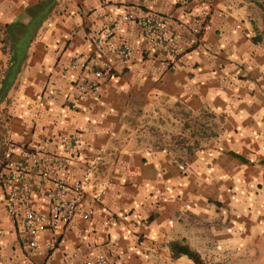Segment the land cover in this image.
Listing matches in <instances>:
<instances>
[{"label": "crops", "instance_id": "crops-1", "mask_svg": "<svg viewBox=\"0 0 264 264\" xmlns=\"http://www.w3.org/2000/svg\"><path fill=\"white\" fill-rule=\"evenodd\" d=\"M42 1L0 0V89L10 60L4 31L18 20L27 22L28 8ZM203 1L229 16L214 18L201 44L174 70L164 71L162 51L150 44L137 22L125 23L123 17L158 15L188 37L199 13L196 5L58 0L0 104V176L6 173L4 154L11 142L41 145L47 166L70 182L81 176L87 158L98 155L85 189L89 196L105 194L90 221L78 217L74 230L62 228L51 253L29 254L0 210V264H85L100 256L117 264H196L175 256L173 245L189 246L202 259L212 243L227 249L226 211L229 204L239 206V200H230L232 189L244 188L243 181H264V0ZM112 24L117 35L109 46L130 44L132 64H116L100 100L69 109L68 96L83 74H63L62 61L88 53L95 65L102 56L95 40ZM59 89L65 96L55 103L52 95ZM196 118L215 120L213 132L209 125L204 128L206 145L196 151L193 144L173 143L182 133L180 124L187 140L194 138L189 124ZM73 131L83 133L86 142L67 172H60L61 135ZM46 187L38 178L35 209L49 210ZM3 196L0 186V203Z\"/></svg>", "mask_w": 264, "mask_h": 264}, {"label": "built area", "instance_id": "built-area-1", "mask_svg": "<svg viewBox=\"0 0 264 264\" xmlns=\"http://www.w3.org/2000/svg\"><path fill=\"white\" fill-rule=\"evenodd\" d=\"M182 8L196 5L199 13L194 18L191 33L182 36L168 25L166 20L158 15L146 14L137 17L132 13L124 15L125 23L137 22L146 33L151 45L157 46L165 56L161 69L172 71L180 60L197 48L205 34L213 30L214 18H227V12L215 9L203 0H178ZM237 28L243 31L242 25ZM117 35L116 27L112 24L97 36L95 46L102 56L93 65L88 53L68 55L61 64L63 74L82 73L70 93L69 109H77L79 102L100 100L116 74V64L129 68L133 62L134 50L128 43L119 46H109L110 40ZM108 48V52L105 49ZM108 55V57H106ZM116 63H114V61ZM53 100L58 103L64 90L53 92ZM85 136L79 131L63 133L61 135L62 153L58 159V170L67 172L68 166L78 157L85 145ZM103 152V149H100ZM45 148L41 145L22 146L11 142L4 154V168L6 173L0 176V186L3 190V201L0 210L9 219L12 234H20L23 243L30 254L54 252L58 247V236L63 227L74 230L77 218L90 221L95 213L94 206L103 200L105 192L89 196L85 186L93 176L99 163L98 155L87 158L82 174L73 181H68L61 173L50 169L45 162ZM21 158L22 161L18 160ZM47 183L45 198L49 210L35 209L34 186L37 179ZM87 204V205H86ZM4 229L0 221V236ZM85 264H117L107 257L88 259Z\"/></svg>", "mask_w": 264, "mask_h": 264}, {"label": "rangeland", "instance_id": "rangeland-1", "mask_svg": "<svg viewBox=\"0 0 264 264\" xmlns=\"http://www.w3.org/2000/svg\"><path fill=\"white\" fill-rule=\"evenodd\" d=\"M212 120L213 118L193 120L189 127L194 129V138L190 140L183 133L185 125L180 124L182 133L176 140H172L173 143L177 142L180 147L189 143L193 144L196 151L202 149L208 142L204 139L208 136L204 128L209 125L213 132L215 120ZM243 182L244 188L238 186L231 191L230 200H239V206L234 208L229 204L226 211L227 249H221L212 243L211 248L204 252L203 260L206 264H264V181Z\"/></svg>", "mask_w": 264, "mask_h": 264}, {"label": "trees", "instance_id": "trees-1", "mask_svg": "<svg viewBox=\"0 0 264 264\" xmlns=\"http://www.w3.org/2000/svg\"><path fill=\"white\" fill-rule=\"evenodd\" d=\"M58 0H43L41 3L28 8V21L18 20L8 25L4 31V53L10 55L9 67L6 70L0 89V104L16 83L22 67L28 58V51L36 39L44 23L52 16ZM264 164V162H263ZM175 256L185 255L196 264H206L201 255L189 246L176 243L173 245Z\"/></svg>", "mask_w": 264, "mask_h": 264}]
</instances>
